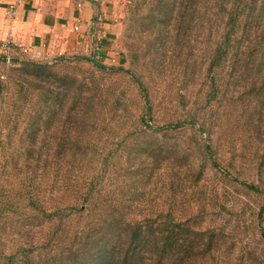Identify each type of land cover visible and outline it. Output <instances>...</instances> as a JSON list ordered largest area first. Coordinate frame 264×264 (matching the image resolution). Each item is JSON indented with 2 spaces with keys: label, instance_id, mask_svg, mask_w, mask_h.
<instances>
[{
  "label": "trees",
  "instance_id": "1",
  "mask_svg": "<svg viewBox=\"0 0 264 264\" xmlns=\"http://www.w3.org/2000/svg\"><path fill=\"white\" fill-rule=\"evenodd\" d=\"M175 1L171 0V4ZM183 1L179 0V10L183 11L185 19L177 22V31L189 28L192 20ZM169 5L170 1L167 0L164 5L161 3L160 9L165 13ZM213 11L222 31L215 35L216 41L219 40L215 43L209 70L229 58L232 75L238 73L244 83L250 79L248 91L256 89L264 103V80L259 79L260 74L264 75V0H214ZM155 53L158 54L159 49ZM84 57L102 69L129 73L143 92L147 113H150L146 87L135 74L123 67L106 66L97 63L94 58ZM0 60L5 62L3 53H0ZM11 63L18 74L14 81L9 82L12 84L10 90L14 92L6 105V112L17 111L13 119L21 113L26 116L29 142L25 158L32 159L35 154L38 159L43 153V168L47 171L46 177L49 173V178L38 174L39 184L32 188L37 190V194L34 196V193H30L28 200L33 214L15 220L17 225L26 224L24 238L29 242H21L7 253L0 246V264H264L258 246L244 240L242 232L256 233L264 240V120L262 124L255 125L252 120L249 121L252 125L250 132L256 131V134L247 164L243 165L254 172L256 179L246 181L233 178L246 192L258 196L260 201L254 217L249 219V227H236L234 223L239 221V215L233 218L220 214L216 221L212 214L202 210H192L186 216L176 215L172 211H145L141 206L136 210L134 201L142 200L138 192L144 195V188L150 185L149 181L161 167L154 162L158 157L156 153L164 150L169 142L167 134L176 124H163L156 127L155 132L143 129L131 141L118 139L115 148L107 152L105 149H93L88 136H85V140L82 132V124L91 126L95 122L89 119V110L86 109L87 105L93 104L91 95H85L83 90L81 93H76L77 90L73 92V86L55 76L50 64L17 54L12 55ZM214 90L212 88L208 93V102L215 97ZM67 99L70 106L65 110ZM64 111L63 122L71 126L59 134L62 136L58 149L54 150V157L47 151H36L34 146L39 137L37 130L42 129L41 124L46 131H50L51 125ZM218 118L219 115L214 118L207 112L200 116L193 114L189 115V120L179 122L178 126L189 124L195 131L206 134L203 152L207 168L224 174L240 172L242 167L238 169L236 161L239 158L242 162L243 154L226 155V146L236 153L237 145L233 138L225 137L224 142L217 136ZM141 119L145 126L151 127L149 118L142 116ZM124 149L134 154L144 151L148 162L142 172L139 161L130 163L133 164L131 166L130 157L126 156L122 170L123 174L132 175V180L126 181L124 178L118 182L113 177L117 169L115 159ZM101 156L103 160L93 168L92 176L82 179L93 158ZM51 157L53 161L49 162ZM203 171L202 167L194 166L191 175L198 180L201 174L203 176ZM43 181H47L48 186ZM178 182L177 179H170L166 183L172 194L167 199H176L175 194L181 189ZM63 191L68 194L65 193L62 198ZM2 199L0 193V223L2 219L9 220L13 206L17 204L12 198L4 207ZM228 205L236 207L235 203ZM234 253L236 258L232 261Z\"/></svg>",
  "mask_w": 264,
  "mask_h": 264
},
{
  "label": "rangeland",
  "instance_id": "2",
  "mask_svg": "<svg viewBox=\"0 0 264 264\" xmlns=\"http://www.w3.org/2000/svg\"><path fill=\"white\" fill-rule=\"evenodd\" d=\"M169 1V8L164 13L160 5H164L167 0H118V27L112 40L109 41L104 34L98 39L99 33L92 34V39L98 40L95 44L96 50L104 49L105 57L94 56L92 51L84 49V54L65 55L67 58L52 64L51 70L66 84L73 86V92L77 90L76 93H81L83 90L85 95H91L93 104L87 105L86 109L89 110V119L95 122L91 126L82 124V132L84 139L88 136L87 140L93 149H105L107 152L115 148L118 139L131 141L143 129L155 132L156 127L163 124H176L167 134L169 142L164 150L156 153L158 157L154 162L161 167L149 181L150 185L144 188V195L138 192L142 200L134 201L136 210L141 206L145 211H172L180 216H186L192 210H202L212 214L216 221L220 214L233 218L239 215V221L234 223L236 227H249V219L254 217L260 201L258 196L246 192L233 178L246 181L256 179L254 172L243 165L247 164L256 134V131L250 132L252 125L249 121L252 120L255 125L262 124L264 120L262 97L254 88L252 92L248 91L250 79L244 83L241 82L243 77L238 73L232 75L233 68L229 58L209 70L212 52L219 40L217 37L216 41L215 35L222 31L220 22L213 15L214 0H200L197 3L192 0L183 1L192 20L189 28L178 31L175 30L177 22L184 20L185 15L179 10V0L172 4ZM180 4L182 5L181 2ZM100 42L103 43L100 45ZM157 49L158 54L155 53ZM13 54L22 57L17 52ZM84 56L94 58L97 63L106 66L123 67L135 74L146 87L150 113H147L143 92L129 73L102 69ZM14 66L0 60V193L4 207L8 206L12 198L17 202L9 220L2 219L0 223V246L5 248L6 253L21 242H29V239L24 238L26 224L17 225L15 220L33 214L28 203L30 193H34V196L37 194V190L32 188L39 184L38 174L41 173L44 177L47 174L43 168V153L38 159L35 154L32 159L25 158L29 142L26 116L21 113L13 119L17 111L6 112V105L14 92L10 90L12 84L9 82L14 81L18 74ZM259 79L264 80V75L260 74ZM212 88L215 89V97L208 102V93ZM230 93L233 94L230 96ZM69 106L67 99L65 110ZM206 112L209 115L211 113L214 118L219 115V121H216L217 136L224 142L225 137L233 138L237 145L236 153L226 146V155L243 154L242 162L239 158L236 161L237 168L242 167L240 172L224 174L207 168L203 152V139L206 134L195 131L189 124L178 126L179 122L189 120V115H206ZM64 113L65 111L59 116L61 121L58 122L57 119L51 125L50 131H46L41 124L42 129L37 130L39 137L34 146L36 151H47L54 157V150L58 149L62 136L59 134L63 130H69L71 126L63 122ZM142 116L149 118L151 127L145 126ZM235 125L240 127L236 128ZM196 126L198 127L197 122ZM126 156L130 157L131 166L133 164L130 163L139 161L142 172L148 162L144 151L134 154L124 149L115 159L117 169L113 177L118 182H122L124 178L126 181L132 180V175L123 174ZM53 157L49 162L53 161ZM101 160L103 156L93 158L82 179H89L93 168ZM194 166L204 169L203 176L201 174L198 180L191 175ZM46 178H49V173ZM170 179H177L181 188L175 194V200L167 199L172 196L168 190L169 185L166 184ZM43 184L48 186L47 181H43ZM65 193L67 192L63 191L62 198ZM232 203L236 204L235 208L228 205ZM242 232L244 240L258 246L264 261V240L256 233ZM235 258L236 253L232 255V261Z\"/></svg>",
  "mask_w": 264,
  "mask_h": 264
},
{
  "label": "crops",
  "instance_id": "3",
  "mask_svg": "<svg viewBox=\"0 0 264 264\" xmlns=\"http://www.w3.org/2000/svg\"><path fill=\"white\" fill-rule=\"evenodd\" d=\"M11 1L0 0V39L8 30L3 12ZM117 15L118 0H84L80 11L76 0H26L18 9L11 32L17 42L33 45L52 55L92 51L94 56L105 57L104 49L96 50L98 40L92 39L91 34L98 32L97 39L104 34L111 41L117 32ZM74 24H78V30L73 29ZM0 53H3L1 47Z\"/></svg>",
  "mask_w": 264,
  "mask_h": 264
},
{
  "label": "built area",
  "instance_id": "4",
  "mask_svg": "<svg viewBox=\"0 0 264 264\" xmlns=\"http://www.w3.org/2000/svg\"><path fill=\"white\" fill-rule=\"evenodd\" d=\"M25 1L26 0H12L8 4L6 10L3 12L4 20L8 25V30L6 31L4 38L0 39V47L2 48L3 54L5 55V63L11 64L12 55L13 53H16V51L20 54V56H23L26 59L42 61L50 65L61 62L66 59V57L61 52L52 55L51 53L45 50L35 48L33 45H25L20 42H17V40L14 38L11 32V27L13 26L15 20L18 17L19 7L22 6ZM83 2L84 0H76V6L78 11L81 10ZM73 29L78 30V24H74ZM92 34H95V32H93ZM92 34L91 38H94V35ZM96 34H98V32H96Z\"/></svg>",
  "mask_w": 264,
  "mask_h": 264
}]
</instances>
